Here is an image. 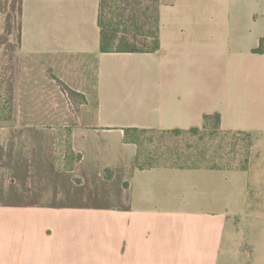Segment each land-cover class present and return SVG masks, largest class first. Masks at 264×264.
<instances>
[{"label":"crops","instance_id":"crops-1","mask_svg":"<svg viewBox=\"0 0 264 264\" xmlns=\"http://www.w3.org/2000/svg\"><path fill=\"white\" fill-rule=\"evenodd\" d=\"M160 2L142 54L100 52L99 0H22L8 96L26 122L0 125V167L22 169L0 185L22 202H0V264H264V171L209 153L139 168L125 140L208 115L264 137V0Z\"/></svg>","mask_w":264,"mask_h":264},{"label":"trees","instance_id":"trees-1","mask_svg":"<svg viewBox=\"0 0 264 264\" xmlns=\"http://www.w3.org/2000/svg\"><path fill=\"white\" fill-rule=\"evenodd\" d=\"M160 0H99L97 23L100 32L99 50L102 53H153L159 47V12ZM22 0H15L6 19V32L9 34L10 26L14 19L11 12L18 16L17 44L12 46L9 37H3L2 43L6 45L5 52L15 51L20 44ZM253 53L264 54V39H260L259 46L252 50ZM219 116L203 117L204 126L200 129L171 130L157 132V130L130 129L125 132V140L139 147L137 165L139 168L169 161L178 166L186 161L194 165L205 164V155L224 158L218 155L221 134L230 135L235 141L244 133H227L219 127ZM214 120L213 125L209 122ZM216 141V145L213 142ZM211 145L207 146V143ZM211 146V147H210ZM216 146L217 150H214ZM242 166V164H241ZM244 168V167H243Z\"/></svg>","mask_w":264,"mask_h":264},{"label":"rangeland","instance_id":"rangeland-1","mask_svg":"<svg viewBox=\"0 0 264 264\" xmlns=\"http://www.w3.org/2000/svg\"><path fill=\"white\" fill-rule=\"evenodd\" d=\"M15 0H0V43H2V38L9 37V41L12 43L14 47L17 44V26H18V16L11 12L12 24L10 26V33L6 32V19L9 10L12 8V4ZM6 45L0 44V125L2 126H10L17 122L25 123L26 120L24 117L20 115H13L16 111L17 105L12 104L10 102V98L8 95L13 92V85L19 82L20 78V62L13 57L11 52H5L4 49ZM214 120L209 122V125H213ZM223 136L220 142L218 150L216 146H214V150H217L218 155H223V159L226 158V164H235V165H243L244 168H247L250 164L251 167L254 166V175L255 177H259L264 171V137L261 135H250L244 136L240 135L235 141L231 140L230 135L221 134ZM216 141L213 142V145H216ZM9 161L6 159L3 160L2 167H0V175L1 182L7 181L10 176L18 175L22 177V169L18 168H6ZM261 176V175H260ZM95 184V183H93ZM120 183L116 182L110 184V188L107 191H104L103 186L107 185L104 183L99 184L100 187H95L92 189L91 193L95 198L93 200H101L100 198H104L103 195L106 193L113 194V196H117L118 194V185ZM122 185V184H121ZM5 184L0 185V202L1 203H21L22 202V194L21 187H16L12 193H7L4 190ZM107 189V186H106ZM77 192L81 195L84 194L83 188H78ZM83 193V194H82ZM100 205L94 204L93 206Z\"/></svg>","mask_w":264,"mask_h":264}]
</instances>
